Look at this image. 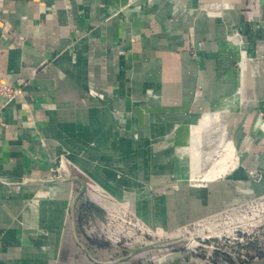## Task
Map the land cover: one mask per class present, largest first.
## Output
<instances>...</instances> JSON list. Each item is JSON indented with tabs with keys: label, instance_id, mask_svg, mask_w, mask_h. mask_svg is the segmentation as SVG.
<instances>
[{
	"label": "crops",
	"instance_id": "1",
	"mask_svg": "<svg viewBox=\"0 0 264 264\" xmlns=\"http://www.w3.org/2000/svg\"><path fill=\"white\" fill-rule=\"evenodd\" d=\"M0 84V264H214L112 259L91 224L264 198V0H0Z\"/></svg>",
	"mask_w": 264,
	"mask_h": 264
},
{
	"label": "rangeland",
	"instance_id": "2",
	"mask_svg": "<svg viewBox=\"0 0 264 264\" xmlns=\"http://www.w3.org/2000/svg\"><path fill=\"white\" fill-rule=\"evenodd\" d=\"M110 225L102 230L99 222L91 224L95 228L90 236L93 242L106 245V249L111 250L112 259L131 253L149 259L185 251L218 262L222 260L220 264L227 258L240 259L246 264L248 256L255 258L264 253V198L175 233L147 231L140 223L135 224L129 219L120 227L118 217L113 218ZM185 241L191 243L187 245L183 243ZM185 247H190V250H185Z\"/></svg>",
	"mask_w": 264,
	"mask_h": 264
},
{
	"label": "built area",
	"instance_id": "3",
	"mask_svg": "<svg viewBox=\"0 0 264 264\" xmlns=\"http://www.w3.org/2000/svg\"><path fill=\"white\" fill-rule=\"evenodd\" d=\"M17 93L14 89L10 88L7 85L0 84V96H4L6 98L14 97ZM185 250H190V247H185ZM195 254V252H193ZM210 259L209 257H207Z\"/></svg>",
	"mask_w": 264,
	"mask_h": 264
},
{
	"label": "water",
	"instance_id": "4",
	"mask_svg": "<svg viewBox=\"0 0 264 264\" xmlns=\"http://www.w3.org/2000/svg\"><path fill=\"white\" fill-rule=\"evenodd\" d=\"M80 186H81V187H80V189H79L77 195H76L75 198L73 199V202H72V205H71V208H70L71 215H72L73 205H74L75 200H76L79 196H81V195L84 193V191H85V183H84L83 181H80ZM71 217H72V216H71ZM183 243L186 244L187 241H185V242H183ZM189 243H191V242L188 241L187 245H188ZM190 246H192V245L190 244ZM85 253L87 254V251H85ZM132 254H133V253H131L130 255H132ZM130 255H129V256H130Z\"/></svg>",
	"mask_w": 264,
	"mask_h": 264
},
{
	"label": "trees",
	"instance_id": "5",
	"mask_svg": "<svg viewBox=\"0 0 264 264\" xmlns=\"http://www.w3.org/2000/svg\"><path fill=\"white\" fill-rule=\"evenodd\" d=\"M264 253H260L257 257L259 256H263ZM248 261L252 260L254 257L248 256ZM218 260H214L213 262H215L214 264H217ZM224 261V260H223ZM220 262H222V260H220ZM244 262L240 259H229L227 258V260L225 261V263L223 262V264H243ZM222 264V263H221Z\"/></svg>",
	"mask_w": 264,
	"mask_h": 264
}]
</instances>
